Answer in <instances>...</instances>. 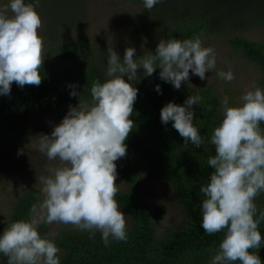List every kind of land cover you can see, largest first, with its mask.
I'll return each mask as SVG.
<instances>
[{
    "label": "clouds",
    "instance_id": "9594fccd",
    "mask_svg": "<svg viewBox=\"0 0 264 264\" xmlns=\"http://www.w3.org/2000/svg\"><path fill=\"white\" fill-rule=\"evenodd\" d=\"M39 2L8 0L0 5V95H9L13 82L20 87L42 82ZM160 2L144 0L149 10ZM134 57L133 47L125 49L123 60L109 49L108 79L93 81L91 99L82 100L79 94L78 105L69 106L51 134L39 135L40 152L59 164L38 177L44 194L39 209L33 205L29 219L10 223L0 235V254L7 257V264H60V249L49 236H41L40 224H70L90 232V238L99 232L105 246L109 237L127 240L126 215L115 199L119 191L115 162L127 154L125 141L135 127L130 116L138 89L124 77L136 81L138 69L151 76L158 67L160 79L178 90L189 80L190 70L204 80L205 73L216 67L214 49L204 47L198 36L183 41L161 39L155 54L141 56L139 61ZM217 75L228 82L235 79L232 71ZM156 90L160 92L159 85ZM70 95L78 93L73 90ZM200 101L199 94L190 95L184 105L169 102L161 109V122L172 121L184 145L205 143L193 123L192 106ZM241 101L229 106L227 96L222 100L223 119L210 138L215 155L207 161L213 171L207 185L200 188L205 197L201 227L209 235L225 232L211 264H262L260 256L250 250L264 243L259 230L264 211L257 216L255 203L264 192V90L252 82Z\"/></svg>",
    "mask_w": 264,
    "mask_h": 264
},
{
    "label": "trees",
    "instance_id": "16d2710c",
    "mask_svg": "<svg viewBox=\"0 0 264 264\" xmlns=\"http://www.w3.org/2000/svg\"><path fill=\"white\" fill-rule=\"evenodd\" d=\"M53 1L66 7L64 0H50ZM66 1L77 6L74 10L85 8L83 3L86 0ZM32 2L25 0V3ZM75 13L72 15L77 22ZM62 16L64 9L55 14L48 40L43 44L41 84L20 87L13 82L10 94L0 95V144L9 142L15 137V132L32 133L29 131L31 124L22 127L18 115L49 109L59 124L69 111V107H63L65 102L77 106L79 94L80 99L90 100L93 81L103 83L108 79L106 59L98 53L92 37L82 31L69 33L70 27L60 25L65 20ZM262 26L264 0H161L151 10L145 8L140 23L128 28L126 34L137 46L140 43L143 46L146 32L154 30L152 44L142 56L155 54L161 39L183 41L198 36L204 47L215 49L221 45L220 50L229 48L231 53L242 57L257 71L259 78L256 84L264 90V40L244 35L246 30ZM159 73L157 67L151 76H145L140 68L137 70L138 80L128 81V77H124L138 89L130 116L135 127L125 141L127 154L119 159V174L125 187L121 188L115 182L119 188L115 199L131 217L127 225V240L117 241L109 237V244L105 246L99 232L90 238L88 231L64 228L55 238L60 249V264H211L219 250L225 232L209 235L201 227V203L205 197L200 188L207 185L213 171L207 163L208 158L215 155V146L210 138L223 119V96L211 86L200 84H188L177 90L171 83L161 80ZM157 85L160 92L156 90ZM73 90L77 96L70 95ZM196 94L201 101L199 105L192 106L193 123L205 141L199 147L191 142L184 145V139L172 127L173 122L163 124L160 118L161 109L167 103L184 105L190 95ZM225 96L229 106H237L229 94ZM53 122L45 125V132L54 130ZM261 129L264 130V123ZM135 145L142 148L147 159L163 176L183 212L180 224L169 225L161 233L156 229L150 206L137 197L141 179L131 152ZM15 192L11 213L6 217L0 216V235L10 223L29 219L32 206L39 198L36 187ZM255 203L258 216L260 211H264V192L255 199ZM259 230L264 239V221H261ZM250 251L257 253L264 264V243L259 249ZM0 261L7 264V257L0 254Z\"/></svg>",
    "mask_w": 264,
    "mask_h": 264
},
{
    "label": "rangeland",
    "instance_id": "374dc122",
    "mask_svg": "<svg viewBox=\"0 0 264 264\" xmlns=\"http://www.w3.org/2000/svg\"><path fill=\"white\" fill-rule=\"evenodd\" d=\"M7 3L8 0H0V5ZM64 3L66 7L59 5L56 1L50 2V0H43L39 3L36 11L41 17L42 27L38 30V34L43 37V44L48 40L49 29L55 22V14L61 9H64V17H62L66 21H62L60 25L70 27L69 33L78 31L88 33L92 37L93 43L96 44L98 53L106 59V63L109 49H113L120 59L123 60L125 49L128 47L135 49L136 57L134 58L139 61L142 54H146L155 37L154 30H148L143 46L141 43L137 46L126 34L128 28L140 23L146 8L144 0H86L83 3L85 6L84 10H74L77 6L70 4L66 0H64ZM74 12L77 14L75 16L77 22H75L72 15ZM244 35L250 39L264 40V26L250 28L245 31ZM202 44L204 46V43ZM220 47L221 45L215 49L213 48L216 54L215 69L207 71L204 80H201L190 70L189 80L182 82L181 88L186 87L188 84L211 86L223 98L226 94H229L233 99L232 101L239 105L242 103V95L249 90L252 82H257L259 74L242 57L231 53L229 48L220 50ZM220 71H232L235 79L231 82L221 79L217 75ZM70 105L71 103L65 102L63 107L67 109ZM58 108L60 107L58 106ZM50 115L51 111L49 109L35 112L29 111L26 114L18 115L22 127H27V123L31 124L29 131L32 133L28 134L27 132L24 134L21 131L23 132L22 134L15 132V137L11 138L9 142L4 141L0 144V216L6 217L11 213L13 204H15L16 190H27L28 188L36 187L39 190V198L35 204L38 209L43 202V186L38 182V177L47 175V168L55 167L59 164L58 160H47L46 156L40 152L38 145L39 135L51 134L44 131L46 130L44 129L45 125L51 121H54L53 127L58 125L56 124L58 119L55 121V117L52 115L50 117ZM131 152L141 179L137 197L150 206L158 233L164 231L169 225L177 226L183 221L184 216L169 185L147 159L141 147L135 145V147H132ZM18 153L21 154L18 155ZM115 163L118 173L115 182L121 188L125 187L119 174V160ZM120 210L126 215L128 225L131 217L121 208ZM64 228L76 227L59 223L51 225L40 224L38 230L42 237L47 235L55 243L57 233Z\"/></svg>",
    "mask_w": 264,
    "mask_h": 264
}]
</instances>
